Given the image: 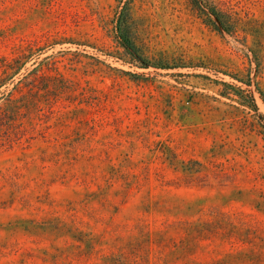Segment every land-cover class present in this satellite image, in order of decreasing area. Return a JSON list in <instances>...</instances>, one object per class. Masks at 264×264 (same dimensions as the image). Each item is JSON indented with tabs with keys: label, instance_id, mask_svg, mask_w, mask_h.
<instances>
[{
	"label": "rangeland",
	"instance_id": "374dc122",
	"mask_svg": "<svg viewBox=\"0 0 264 264\" xmlns=\"http://www.w3.org/2000/svg\"><path fill=\"white\" fill-rule=\"evenodd\" d=\"M3 75L0 264H264V0H0Z\"/></svg>",
	"mask_w": 264,
	"mask_h": 264
},
{
	"label": "trees",
	"instance_id": "16d2710c",
	"mask_svg": "<svg viewBox=\"0 0 264 264\" xmlns=\"http://www.w3.org/2000/svg\"><path fill=\"white\" fill-rule=\"evenodd\" d=\"M212 15L216 17L218 22L221 23V26L226 29V24L224 23L222 18H220L219 14H217L216 12H212ZM123 47L132 55H136V49L130 42L127 41L126 43H124ZM17 62L18 61L9 63L5 61V64L3 65V67H5L4 72L6 73V70L14 68L15 63ZM10 79L11 78L7 77V75L0 76V87L6 85V82ZM28 80L29 78L25 76L22 80L15 84L13 90L8 93L5 105L3 107H0V124L6 120L8 122L10 121V123L12 124V122L16 121V118L18 116L23 115L24 112L30 111L31 104L27 99V93L24 92V88L27 87Z\"/></svg>",
	"mask_w": 264,
	"mask_h": 264
}]
</instances>
